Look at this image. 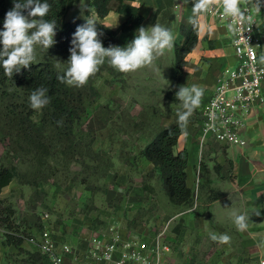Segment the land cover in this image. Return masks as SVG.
Wrapping results in <instances>:
<instances>
[{"label": "rangeland", "instance_id": "374dc122", "mask_svg": "<svg viewBox=\"0 0 264 264\" xmlns=\"http://www.w3.org/2000/svg\"><path fill=\"white\" fill-rule=\"evenodd\" d=\"M83 2L75 0L65 18L84 16ZM86 17L96 18L93 11ZM157 22L173 31L175 45L180 38L177 16L161 13L153 24L144 27ZM137 31L118 30L116 36L128 44ZM173 47L151 66L136 72L121 73L106 61L85 86L76 87L82 93L83 109L74 122L72 138L53 124L40 122L41 112L36 110L32 123L46 136V152L27 153L25 141L17 134L20 130L14 128L16 124L0 133V163H13L17 168L16 178L0 192V208L8 204L15 210L9 228L24 230L36 238L47 227L58 241L83 244L111 225L144 236L165 226L163 235L172 264L256 263L257 258L243 263L239 258L243 242L236 233L219 230L222 225H214L212 218L199 216L202 210L194 204V197L190 205L173 204L157 170L139 154L154 133L182 110L171 76ZM36 54V61H51L55 66L61 62L59 69L67 67L71 55L57 42L48 50L38 46ZM0 95L1 102H8V96ZM1 102L0 120L6 113ZM26 109L20 104L14 110L24 117ZM0 125L2 129L3 120ZM68 143L71 147L67 149ZM185 208L189 210L177 212ZM0 228L5 229L1 223ZM209 231L229 235L230 243L212 241ZM37 251L15 246L6 252V258L10 264H45ZM261 252L264 256V248Z\"/></svg>", "mask_w": 264, "mask_h": 264}, {"label": "crops", "instance_id": "0c3cea01", "mask_svg": "<svg viewBox=\"0 0 264 264\" xmlns=\"http://www.w3.org/2000/svg\"><path fill=\"white\" fill-rule=\"evenodd\" d=\"M124 1L136 5L143 16L139 26L128 32L134 33L141 26L153 24L156 19L157 0ZM168 1L170 3L167 8L172 15L177 16L178 25L189 24L192 6L187 0ZM248 1L251 4V0ZM92 11L96 16L95 20L106 27L111 26L112 29H118L125 18L122 13L113 9L103 17H98ZM255 16L258 30L264 36V7ZM202 23L206 25L205 30L198 33L196 45L185 55V63L176 87L177 90L181 86L192 84L203 87L205 91L200 106L211 95L221 70L235 62L227 24L219 22L209 14L203 17ZM208 29H211V34ZM195 118L196 116L190 119L186 130L179 135L176 148L187 149L186 181L194 189V204H199V210H202L199 216L212 218L214 225H222L219 230L222 229L224 233L237 234L244 245L239 254L243 263H249L254 258L258 260L259 256L264 257L262 248L258 246L264 236V103L255 105L246 119L243 129L246 140L244 146L228 145L207 138L200 156ZM187 210L189 209L185 208L177 212L182 214ZM257 210L261 211L260 216L254 215ZM233 212L249 214V227L246 231L237 230L232 220ZM3 231L0 228V264H10L6 252L15 249V245L3 243ZM21 247L31 252L36 250L35 245L26 240L21 242Z\"/></svg>", "mask_w": 264, "mask_h": 264}, {"label": "trees", "instance_id": "16d2710c", "mask_svg": "<svg viewBox=\"0 0 264 264\" xmlns=\"http://www.w3.org/2000/svg\"><path fill=\"white\" fill-rule=\"evenodd\" d=\"M74 1L47 0L51 5V10L45 19H56V42L68 49V51L72 46L71 40L77 27L86 23V16L92 10L96 12L98 17L105 16L110 9L122 13L125 18L118 28L122 32H128L131 29L137 28L143 19L138 7L124 0H84L83 11L85 15L66 19V12ZM43 2L44 0H41V3ZM169 3L170 1L168 0H157L158 5L155 18L161 13L171 14L167 8ZM188 3L193 6V0H188ZM13 7V0H0V31L4 30L3 25L6 13ZM24 14L27 15V12L25 11ZM95 21L97 22V30L103 33L100 36V40L104 47H124L127 45L125 40L116 36L117 29H111L102 25L98 20ZM178 31L181 39L173 47L174 64L171 69V76L175 80V88L177 87L182 67L185 63V55L194 48L198 39V33L193 29L191 24L180 23ZM0 49H2V44H0ZM62 74L63 69L57 68L53 62L36 61L29 68H22L19 73H14L12 78H8L4 74L2 64H0V94L8 96V102H5L6 100L4 102L0 101L6 110L3 119H1L4 126L2 129L0 128V133L16 124L17 126L14 128H16L17 132L20 130L17 134L19 138L25 141L27 153H30L31 150L35 154L46 152L47 145L45 144V140L47 139L32 123V115H34L36 110L30 107L29 101L31 93L41 86L48 90L47 95L50 98V103L40 110L41 118L39 121L53 124L59 131L63 130L64 136L72 138L74 122L79 117L80 110L83 109V97L76 87L68 86L57 79V76ZM16 100L20 101L19 104L16 103ZM20 104L27 108L24 117L16 115L14 110ZM8 108L10 111H7ZM61 121L62 123H58ZM181 133L182 130L178 125L177 115L170 123L154 133L149 141L139 150V154L149 160L152 163L153 169L157 170L162 188L168 199L175 205L187 206L193 202L194 189L186 181L187 149L176 148L177 140ZM70 147V143L65 145L67 149ZM16 176L17 168L15 164L0 163V192ZM14 211V208L8 204L0 208V223L5 227L3 231V243L13 244L18 249H21V242L27 236H30V233L24 230L16 231L9 228L12 223L10 217L14 214ZM38 253L40 254V252ZM41 258L44 262L42 254Z\"/></svg>", "mask_w": 264, "mask_h": 264}, {"label": "clouds", "instance_id": "9594fccd", "mask_svg": "<svg viewBox=\"0 0 264 264\" xmlns=\"http://www.w3.org/2000/svg\"><path fill=\"white\" fill-rule=\"evenodd\" d=\"M242 2L248 3V0H193L188 23L197 33L204 31L206 25L202 23L203 17L214 13L219 5L224 17L230 18L227 31L249 43V39L244 36V25L255 24L253 13L261 12L264 0H251V10L242 7ZM13 4L14 7L6 13L4 30L0 31V64L8 78H12L14 73H19L22 68H29L36 61L38 46L45 50L52 47L56 43L54 37L57 29L56 19H45L51 10L47 0L43 3L41 0H13ZM25 11L27 15L24 14ZM208 31L211 34V29ZM250 31L251 27L247 32ZM102 35L103 33L97 30V22L91 17L86 19L84 25L77 27L71 40V55L66 63L67 67L63 69L62 75L57 76L61 83L83 87L106 61L121 73L136 72L151 66L166 50L173 47L175 41L173 31L158 22L148 28L141 26L135 38L124 47H104L100 40ZM260 59L264 62V56ZM60 65L61 62L57 61V68H60ZM47 91L41 86L31 93L29 101L32 109L41 110L50 103ZM204 91L203 87L192 84L181 86L176 92L177 99L182 103V110L178 111V125L182 131L186 130L191 116L199 108ZM254 215L260 216L261 211H255ZM232 220L237 230L243 232L249 227L250 216L247 212H233ZM209 238L221 244H229L231 241L229 235H217L211 231ZM258 246L264 248V240Z\"/></svg>", "mask_w": 264, "mask_h": 264}, {"label": "built area", "instance_id": "2783aa9c", "mask_svg": "<svg viewBox=\"0 0 264 264\" xmlns=\"http://www.w3.org/2000/svg\"><path fill=\"white\" fill-rule=\"evenodd\" d=\"M242 7L251 10V4ZM216 20L228 24L230 18L223 15L217 5ZM255 24L244 25L245 41L231 33V45L235 62L225 66L219 73L213 91L196 113L195 126L201 147L207 138L228 145L244 146L243 136L246 119L251 109L264 103V36ZM251 27V31L247 32ZM165 226L161 231L144 235H132L117 225L104 232L94 233L83 244L67 240L58 241L49 228L40 230L38 236H27L29 242L44 256L45 264H172L170 248L164 239ZM255 264H264V257Z\"/></svg>", "mask_w": 264, "mask_h": 264}]
</instances>
